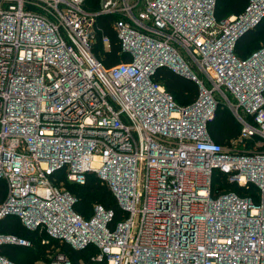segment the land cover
Here are the masks:
<instances>
[{
  "label": "built area",
  "instance_id": "obj_1",
  "mask_svg": "<svg viewBox=\"0 0 264 264\" xmlns=\"http://www.w3.org/2000/svg\"><path fill=\"white\" fill-rule=\"evenodd\" d=\"M215 5L102 0L91 12L84 0H0V221L16 215L47 233L43 244L58 241L45 264H264V46L235 52L264 0L222 20ZM101 14L116 16L131 60L106 67L95 55ZM160 68L193 79L197 99L179 105L154 79ZM219 105L241 125L227 144L208 132ZM88 174L121 218L102 204L84 217L58 185ZM4 243L30 245L0 233ZM0 264L21 263L0 253Z\"/></svg>",
  "mask_w": 264,
  "mask_h": 264
},
{
  "label": "trees",
  "instance_id": "obj_2",
  "mask_svg": "<svg viewBox=\"0 0 264 264\" xmlns=\"http://www.w3.org/2000/svg\"><path fill=\"white\" fill-rule=\"evenodd\" d=\"M102 0H84L85 8L91 12H98L101 8ZM249 0H216L215 16L217 20L228 18L231 15L241 14L248 5ZM116 18L113 14H101L97 18L100 31L97 35V40L93 48L95 55L103 61L106 67H111L118 64L122 60L129 61L131 56L122 52L121 41L112 25ZM109 38L110 46L106 49L103 45V37ZM247 39H251L247 42ZM258 46L255 47V44ZM264 46V18L254 28L245 32L237 41L235 52L238 56L246 58L254 51ZM256 48L252 52H243L242 48ZM154 79L162 82L167 90L174 95L176 102L179 105L185 106L193 103L199 95L198 84L191 78L172 72L169 68H160L155 74ZM241 125L230 110L222 105H219L215 116L208 123V132L212 139L216 142L227 144L234 139L240 132ZM64 177H59L63 180ZM58 183V181H57ZM64 189L72 193L77 201L75 209L84 217H89L93 211V205L102 204L108 209H113L116 212L117 218H121L123 211L120 209L118 202L111 192L107 184L96 174H88L84 184H77L69 180H64L62 184H58ZM227 190H234L240 195H246L240 187L235 184H224ZM253 191V190H252ZM6 184L0 180V199L5 196ZM254 200H258V195L250 193ZM249 194V195H250ZM99 197V201L98 198ZM97 200V201H96ZM79 210H78V209ZM0 233L14 235L18 238L27 239L30 245H21L15 243H4L0 246V253L8 258L15 260L21 264H45L49 259L48 249L52 245H59L58 241L50 240V243L43 244L42 240L47 237V233L39 232L38 230H28L16 215H8L0 221ZM61 249L69 253L73 258L84 254L76 252L69 245L63 244Z\"/></svg>",
  "mask_w": 264,
  "mask_h": 264
},
{
  "label": "rangeland",
  "instance_id": "obj_3",
  "mask_svg": "<svg viewBox=\"0 0 264 264\" xmlns=\"http://www.w3.org/2000/svg\"><path fill=\"white\" fill-rule=\"evenodd\" d=\"M250 40H251V39H247V42L250 41ZM254 44H255V47H256V46L259 47V45H258V44L256 45L255 42H254ZM254 49H256V48H250V47H249V48H248V47H247V48H245V47L242 48L243 52H246V51H247V52H250V51L252 52ZM187 58H188V57H187ZM63 187H65V186L63 185ZM97 199H98V201H99V197H98ZM96 201H97V200H96ZM95 204H97V202L94 203L93 207L95 206ZM77 209H78V208H77ZM78 210H79V209H78ZM91 213H92V212H91ZM25 264H32V263L29 262V263H25ZM41 264H42V261H41Z\"/></svg>",
  "mask_w": 264,
  "mask_h": 264
}]
</instances>
